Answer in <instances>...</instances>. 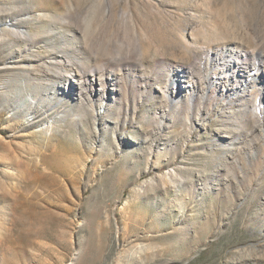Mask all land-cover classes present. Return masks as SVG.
Instances as JSON below:
<instances>
[{
  "label": "rangeland",
  "instance_id": "1",
  "mask_svg": "<svg viewBox=\"0 0 264 264\" xmlns=\"http://www.w3.org/2000/svg\"><path fill=\"white\" fill-rule=\"evenodd\" d=\"M224 43L264 56V0H0V264H264V85L197 82Z\"/></svg>",
  "mask_w": 264,
  "mask_h": 264
},
{
  "label": "bare ground",
  "instance_id": "2",
  "mask_svg": "<svg viewBox=\"0 0 264 264\" xmlns=\"http://www.w3.org/2000/svg\"><path fill=\"white\" fill-rule=\"evenodd\" d=\"M201 25L207 26L213 24L209 22H205L204 24L202 21ZM212 33L213 32L209 33L210 36H204L203 39H215L214 36H211ZM242 47L243 46L240 44L234 45L231 43H224L221 47L206 50L205 55H208V59L210 58L209 60L211 63L210 73L215 74L216 76H207L206 79H198L197 82L200 84H206L212 89L218 88V90H221L220 96H222L223 99L228 98L233 90L237 89L236 91L240 92L244 88H248L253 82L264 85V56L259 55V52L245 50ZM213 56L216 57L213 58ZM248 60H250V64L245 65V61ZM212 65L221 68L212 69ZM172 76L183 77V74H173ZM168 83L172 86L168 87ZM189 86H192L193 88L195 87L193 83L189 84ZM180 87L177 80L168 79V82L164 86V91L168 94V97L173 98L174 102H176ZM28 95L29 98H34L32 93L29 92ZM250 99V101H252L257 107L259 106L260 101L264 102V97H258L254 94L250 95Z\"/></svg>",
  "mask_w": 264,
  "mask_h": 264
}]
</instances>
